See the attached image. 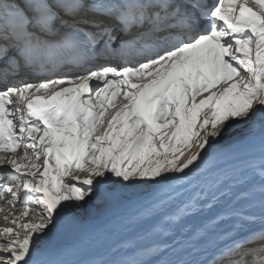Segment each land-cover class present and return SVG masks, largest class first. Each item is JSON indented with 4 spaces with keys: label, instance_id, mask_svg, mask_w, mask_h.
I'll use <instances>...</instances> for the list:
<instances>
[{
    "label": "snow or ice",
    "instance_id": "snow-or-ice-1",
    "mask_svg": "<svg viewBox=\"0 0 264 264\" xmlns=\"http://www.w3.org/2000/svg\"><path fill=\"white\" fill-rule=\"evenodd\" d=\"M0 202V264H264V0H0Z\"/></svg>",
    "mask_w": 264,
    "mask_h": 264
},
{
    "label": "bare ground",
    "instance_id": "bare-ground-1",
    "mask_svg": "<svg viewBox=\"0 0 264 264\" xmlns=\"http://www.w3.org/2000/svg\"><path fill=\"white\" fill-rule=\"evenodd\" d=\"M211 177H205V178H202V180H207V179H210ZM3 202H0V204H2ZM17 212V214L19 213L20 209L17 208L15 210ZM4 226H11V225H6L5 222L3 221L2 219V216H0V227H4Z\"/></svg>",
    "mask_w": 264,
    "mask_h": 264
}]
</instances>
